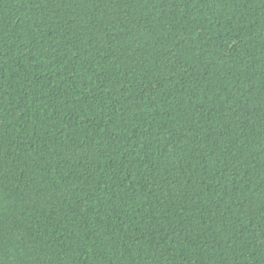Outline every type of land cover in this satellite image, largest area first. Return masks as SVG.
<instances>
[{
  "label": "trees",
  "instance_id": "16d2710c",
  "mask_svg": "<svg viewBox=\"0 0 264 264\" xmlns=\"http://www.w3.org/2000/svg\"><path fill=\"white\" fill-rule=\"evenodd\" d=\"M0 264H264V0H0Z\"/></svg>",
  "mask_w": 264,
  "mask_h": 264
}]
</instances>
